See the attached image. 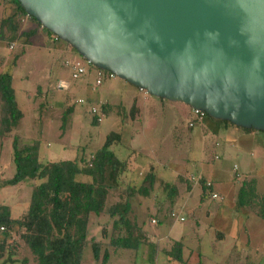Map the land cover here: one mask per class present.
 Returning a JSON list of instances; mask_svg holds the SVG:
<instances>
[{"label": "rangeland", "instance_id": "rangeland-1", "mask_svg": "<svg viewBox=\"0 0 264 264\" xmlns=\"http://www.w3.org/2000/svg\"><path fill=\"white\" fill-rule=\"evenodd\" d=\"M6 12V7L0 2V14ZM19 24V32L35 27L36 33L28 38L19 35L10 41L0 40V72L11 75L16 107L22 113L12 130L0 136V206H7L11 218L18 216L29 205L30 183H36L21 180L12 186L2 185L3 180L14 174L11 160L13 135L17 136L19 144H37L40 163L82 156L86 162L90 153L101 147L106 133L114 131L120 136L121 152L117 156L123 157L132 151L131 155L137 157L132 158L135 160L133 165L132 160H127V170L117 178L118 188L109 192L106 205L128 198L131 206L127 216L135 226H132L131 233H140L141 238L132 249L114 248L108 244L109 237L125 236L126 230L111 229L112 217L106 213L90 214L87 238L92 237L100 243L99 260L95 262L92 259L87 244L82 249L81 264H100L104 250L108 253L105 264H198L196 246L199 240L196 236L202 237L206 250L202 252L205 264L223 263L221 256L207 257V221L201 218L199 226L195 225V218L187 212L190 207L183 205L182 198L173 196L163 184L166 182L177 188L181 184L183 189L185 177L194 182L202 174L203 177L218 180L215 190L219 192L220 185L223 188L231 183L237 185L253 169L245 164L251 158L259 160L258 173L262 176L259 177L257 190L263 192L264 131L257 133L262 141L251 148L252 154L248 155L246 151L247 156L238 159L234 142L224 135L218 124L220 118L204 113L193 120L190 106L152 96L114 73L111 76L104 74L103 69L101 83L96 86V70L89 69L84 57L70 44L57 38L53 32L47 34L45 26L41 23L38 26L28 17L24 16ZM74 56L86 68V72L76 78L70 76L68 68L61 67V62ZM58 78L69 82V88L58 89ZM78 98L83 101L78 102ZM133 103L139 112L131 116ZM91 107L104 113L97 124L91 123ZM190 120H193L192 125H188ZM148 165L158 174L155 185L148 188L146 196L137 190L127 195L128 186L143 184L142 176H145ZM248 174L244 179L249 178ZM220 181L221 184L218 183ZM144 184L147 188L148 184ZM195 196L191 197L190 204ZM217 201L208 200L204 208L213 207ZM204 208L201 207V210ZM179 215L183 217L182 221L176 220ZM20 230L14 225L6 229L8 234L5 238L0 237V245L3 246L0 248V264H38L20 238ZM176 240L183 244L187 253L182 254L181 262L168 252L170 244ZM8 252L12 253L14 262L4 260ZM232 253L228 263L237 261H232L236 259V253Z\"/></svg>", "mask_w": 264, "mask_h": 264}, {"label": "water", "instance_id": "water-1", "mask_svg": "<svg viewBox=\"0 0 264 264\" xmlns=\"http://www.w3.org/2000/svg\"><path fill=\"white\" fill-rule=\"evenodd\" d=\"M97 69L264 131V0H17Z\"/></svg>", "mask_w": 264, "mask_h": 264}, {"label": "trees", "instance_id": "trees-1", "mask_svg": "<svg viewBox=\"0 0 264 264\" xmlns=\"http://www.w3.org/2000/svg\"><path fill=\"white\" fill-rule=\"evenodd\" d=\"M0 2L7 9L0 19V40L10 41L19 35L28 38L35 34L36 28L19 32V23L24 16L38 26L40 23L27 16L17 0ZM51 33L47 29V34ZM11 78L7 72H0V136L9 133L17 120L22 117V113L16 107ZM134 107L133 103L131 116L137 112V107H135L136 111L132 110ZM91 123L97 124L95 116L91 118ZM218 124L233 123L219 119ZM243 129L255 130L251 127ZM119 138L118 133L107 132L101 147L90 153L86 162L82 156L74 157L72 160L40 163L37 156V144L35 142L19 144L17 136L13 135L11 160L14 174L13 177L3 180L2 185L12 186L21 180L36 183H30L29 205L18 216L11 218L7 206H0V225L4 227L0 237L5 238L8 234L6 229L14 225L21 229L19 236L38 264H81L82 249L87 244L90 247L92 259L98 262L100 243L92 237L87 238V223L90 214L106 213L112 217L111 229L126 230L125 236H110L108 244L114 248L136 247L141 237L140 233L137 235L131 233L132 226H135L127 216L131 206L129 199L123 198V201L106 205L109 192L118 188L117 178L127 170L125 161L118 160L109 148ZM198 180L204 189H210L211 185L206 186L203 178L199 177ZM142 182L143 184L137 187H133L132 184L126 186V192H128L126 194L137 190L146 196L148 188L154 182L153 172L149 171L143 176ZM144 183L148 184L147 188ZM238 184L235 195L236 207H251L254 213L264 220V191L260 192L255 188V178H243ZM137 229L141 231L140 228ZM0 248L3 246L0 245ZM168 252L173 253L177 261H182L179 242H173ZM11 256L12 253L8 252L4 260H11ZM107 256L108 253L104 250L100 264L106 263Z\"/></svg>", "mask_w": 264, "mask_h": 264}, {"label": "crops", "instance_id": "crops-1", "mask_svg": "<svg viewBox=\"0 0 264 264\" xmlns=\"http://www.w3.org/2000/svg\"><path fill=\"white\" fill-rule=\"evenodd\" d=\"M2 16H3V13L0 14V19L2 18ZM51 46L54 47L55 44H52ZM72 59H77V57L74 56L73 58L71 57L70 59H65V60L70 61ZM62 68H65V67H62ZM57 80H61L62 82L67 83L68 88H69V84H70L69 82L62 80L61 78H58ZM138 112H139V109H137L136 113ZM220 128L223 129L224 135L230 138L235 143V144L233 143V146H235L236 153H238L237 154L238 159L241 157L245 158V156H247L245 155L246 151L248 155H251L252 154L251 148L254 147L255 145H259L260 144L259 141H262V137H260L259 134H257L259 131H262V130H256V129L255 130H251V129L245 130L241 127L233 126V124L231 125L220 124ZM119 143H120V138L118 141L116 142L114 141L110 145L109 148L113 151L115 157L118 160L125 161L127 167L129 165L127 161L128 159L130 161L132 160L131 162L133 165V162H135V160L132 158H136L137 156L135 155L132 156L131 155L132 151L123 157L117 156V153L121 152V148H120L121 146L119 145ZM217 143L218 142H216V144ZM237 143H238V147H236ZM262 149L264 150V148ZM73 158L74 157H72L71 159H59V160H72ZM52 160H48V161H52ZM247 160L248 162L245 163L246 167L251 166L250 168H253V169H250L248 172L249 174L248 173L247 174L249 175V177L255 178V188L258 189L259 177L262 176V173H258V171H260V167L258 165L259 160L251 159V158ZM147 169L148 170L144 172V175H146L149 171H152L154 174V182L152 185L153 187L155 183L157 182L158 174L155 173V170L152 168L151 165H148ZM142 171L140 170L139 172L141 173ZM199 175L201 178L206 179L208 180V182H210L211 187L209 190L204 189L201 183H199L198 179L197 181L193 182L192 180H188L186 177L184 179L185 182H184L183 189L181 188V184L177 188L173 185L169 186L165 182L163 186L167 187V190L169 191V193L173 194V196L182 198L183 205L190 207L189 210H187V212L189 211L188 213L190 217L195 218L194 219L195 225L199 226V220L201 218L207 221L206 227L208 228L205 229L206 233L207 232L209 233L207 234L208 236H207V241H206L209 247L207 250L209 252L207 254L208 255L207 257L216 256V255L221 256L222 261L224 262L220 264H238V263L241 264L243 263V261H244V264H248V263L249 264H264V220H262V218L257 216L251 207L250 208L245 207V206L236 207L235 195H236L237 188L240 183L237 185L236 183L235 185H233L232 183L229 185L227 184L226 188H223L220 185L219 186L220 190L218 192L215 190L217 187L215 186L216 185L215 182H217L218 180H212L210 178L203 177L202 174H199ZM140 177L138 176V178ZM134 181H137V180H134ZM218 183L221 184L222 182L220 181ZM178 190L180 193L178 192ZM211 193H215L217 195L216 196L217 198L211 197L210 196ZM193 195H196V196L194 197L195 198L194 202L190 204V201L192 199L191 197ZM208 200H212V201L218 200V201L213 207L206 206L204 208V205L206 204ZM201 207H203L204 209L201 210ZM196 237H197V241L199 240L198 245L196 246L198 264L200 263L205 264V260H204L205 257L202 254V252L205 253L206 250H204L203 248L204 244L202 241V237L201 236L200 237L196 236ZM173 242H177V240ZM172 243L170 244V246L172 245ZM180 244H181V257H182V254L185 255L186 252L184 251L183 244L181 242ZM220 244L221 246H219ZM170 246H169V250H170ZM233 251L236 253V257H234L236 259L232 261L233 262L235 260L237 261L236 263H228L229 255L231 254L233 255L234 254L232 253ZM11 261L14 262V259H11Z\"/></svg>", "mask_w": 264, "mask_h": 264}, {"label": "built area", "instance_id": "built-area-1", "mask_svg": "<svg viewBox=\"0 0 264 264\" xmlns=\"http://www.w3.org/2000/svg\"><path fill=\"white\" fill-rule=\"evenodd\" d=\"M0 1H5V0H0ZM87 64H88V68L89 69H93L94 68L96 70V72H95L96 77L94 79L95 85L96 86L100 85V83H101V77L100 76L103 73V70L100 69V68L99 69L95 68L94 66H92L88 62H87ZM61 65H62V67H66V68L69 69V74H70V76L72 78H76L81 73H83V72L85 73L86 72L85 66L78 59H72L70 61L64 60ZM104 71H105L104 74H107L108 76L112 75L111 72H109L107 70H104ZM57 82H58L57 83L58 89L65 90L66 88H68V84L67 83L62 82L61 80H57ZM77 101L78 102H82L83 99L82 98H78ZM191 109H193V114H194L193 120L200 118L204 114L203 111H201V110L194 109V108H191ZM89 111L91 112L92 116H95V120L97 122H100L102 117H104V113L102 111H100L99 109L91 107L89 109ZM193 120L189 121L188 125H192L193 124ZM205 184H206V186H210L211 185L210 182H208V181H206ZM210 196L213 197V198H217L216 197L217 195L215 193H212ZM176 220L182 221L183 217L179 215ZM153 221L154 220H151V222H153ZM3 230H4V227L2 225H0V234L3 232Z\"/></svg>", "mask_w": 264, "mask_h": 264}]
</instances>
